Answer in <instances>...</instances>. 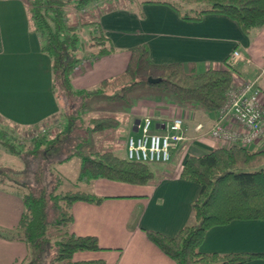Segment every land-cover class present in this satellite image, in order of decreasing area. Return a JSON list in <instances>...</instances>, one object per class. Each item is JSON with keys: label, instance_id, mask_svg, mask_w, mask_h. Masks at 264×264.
<instances>
[{"label": "crops", "instance_id": "1", "mask_svg": "<svg viewBox=\"0 0 264 264\" xmlns=\"http://www.w3.org/2000/svg\"><path fill=\"white\" fill-rule=\"evenodd\" d=\"M124 1L121 7L88 19L95 31L89 33L87 43L91 35H102L106 39L105 47L112 51L97 56V47L87 48V43L81 41L80 61L71 75L74 89H94L100 81L122 74L131 50L140 45L148 48L152 64L177 63L186 74L224 69L227 58L238 50L243 59L236 63L234 85L257 80L260 95L256 106L264 116V27L247 35L223 15L208 14L198 21H187L164 3ZM131 90L138 94L127 100L128 108L111 111L119 123V117L126 116V135L115 140L124 156L126 138L136 133L135 123L145 116L151 117L155 124L181 117L190 137L195 136L193 131L197 124H202L207 132L216 121V112H206L198 104L181 103L158 88L140 85ZM92 111L108 112L101 108ZM58 112L50 61L41 52V42L31 28L25 3L0 0V118L17 127H35ZM226 125L231 126L232 122ZM233 125V130L239 129ZM205 137L181 146L169 163L161 164L154 180L147 185L104 179L83 181L86 188L81 191L105 199L101 205L73 204L70 231L78 236H95L101 250L77 253L75 260L102 259L105 264H175L147 239L145 231L174 237L192 222L191 206L199 188L179 178L183 161L190 155L200 156L228 146ZM244 147L251 152L264 150V142ZM21 212L18 198L0 192V230L13 228ZM199 249L203 253L219 254L264 253V220H235L213 227L206 232ZM26 256L27 249L22 242L0 239V264H25ZM245 264H264V260Z\"/></svg>", "mask_w": 264, "mask_h": 264}, {"label": "trees", "instance_id": "2", "mask_svg": "<svg viewBox=\"0 0 264 264\" xmlns=\"http://www.w3.org/2000/svg\"><path fill=\"white\" fill-rule=\"evenodd\" d=\"M22 1L27 7L31 28L41 42V52L50 61L52 91L59 105V113L69 111L71 115L65 116L64 130L61 132L63 138L47 139L43 134L32 143L30 155L37 156L42 147L46 149L43 151L44 160L47 161L45 173L48 171L47 163L51 164V157L59 154L57 151L60 152L64 139L68 138L67 146L74 142L78 147L74 146L73 149L77 150L59 163L68 161L74 155L80 156L77 177L80 181L104 179L143 186L154 180L155 174L150 165L129 162L110 151L80 155L78 148L83 144L79 142V136H70L73 118H80L77 114L84 111L94 98L125 100L130 88L144 85L158 88L181 103L198 104L206 112L217 113L224 106L226 93L232 87L235 67L226 65L224 69L186 74L177 63L152 64L145 45L131 50L122 74L100 81L94 89H73L71 75L80 61L83 47L79 28L88 23H79L75 17L69 22L66 11L69 7L76 11L83 10L86 3L94 0ZM142 3L167 4L187 21H198L208 14L223 15L233 20L247 35L264 27V0H145ZM105 44L104 36L91 35L87 48L97 47L95 55L102 56L112 51ZM147 78L160 79V82L148 84ZM119 125V121L113 117L91 118L87 121L86 130L99 133L117 129ZM9 128L0 129V147L19 152L14 150L13 144L17 141H13V130ZM12 128L17 129V126ZM54 141L59 144L57 151L54 146H46ZM31 174L34 175V172ZM26 176L25 171L0 168V192L19 198L22 205L16 225L9 230H0V239L24 244L27 249L25 264H105L102 259L75 260L77 253L96 252L101 248L95 236H78L70 231L73 222L70 209L73 204L85 202L101 205L105 198L84 191L58 193L59 179L55 182L48 180L36 187L27 183ZM179 178L199 188L191 206L192 222L181 228L174 237L146 230V237L152 244L175 264H245L252 260H264V253L219 254L203 253L199 249L206 232L213 227L235 220H264V150L251 152L244 146L231 144L200 156L190 155L183 162ZM50 254L52 256L48 263Z\"/></svg>", "mask_w": 264, "mask_h": 264}, {"label": "rangeland", "instance_id": "3", "mask_svg": "<svg viewBox=\"0 0 264 264\" xmlns=\"http://www.w3.org/2000/svg\"><path fill=\"white\" fill-rule=\"evenodd\" d=\"M125 2L126 1L124 0H94V2L89 1L88 3L85 4L83 10L76 11L73 7H69V9L66 11V18L68 19L69 22L73 20V17H75L79 23L82 24L88 23V19L93 20L107 11H112L115 8L121 7V5H124ZM79 29L82 32L81 41L87 43L89 33H93L95 31L94 25L91 23L80 25ZM232 84H234V77ZM134 94L137 95L138 91L131 90L130 88L127 91L125 100H121L117 98L108 99L106 97L94 98L87 104V107L84 109V111L77 114V116L80 118H78L77 120L76 119L74 120L73 118L74 121L73 125L75 127L73 126V129L70 132V136L71 137H74L76 135L79 136L80 138L79 142H82L83 144V145H79L78 148V150H80L81 156L86 155V153L88 154L93 152L110 151L117 157L120 158L125 157L123 153V149L115 145V140L117 139V137L120 136L123 137L126 135V131H127V128L125 126L126 116L119 117L120 125L117 129L114 130L92 133L86 130V124L87 121L91 118H97V117L99 118L108 115L114 117L111 111L112 110L122 111V109L128 108L127 100L135 97ZM94 108L96 109L101 108L103 110H107L108 112L106 114L100 112L95 113L92 111ZM66 115H69V117L71 116L69 111L63 113L58 112L57 116L53 117L49 122L45 124L43 123L42 125L39 126L29 127L28 129H25L27 127H22L23 129L21 127H17V129L12 128L14 125H10L5 120L0 118V129L9 128L10 126H12L9 129L13 130L11 134L13 141L16 140L17 143L20 142L19 144H17L16 142H14L13 144L15 145V147L14 146L13 147L16 148L14 150H19V152L13 151V149H8V148L6 149L5 146L2 148L0 147V168L8 167V168L25 171L27 175L25 180L27 181V183L28 184L32 183L34 185H37L36 187H40V184H44L48 180H53L55 182L56 180L59 179L60 185L57 191L58 193H63L66 191H81L85 189L86 182L77 179L78 172L80 169V156L74 155L68 161L59 163L61 159L63 160L66 157L70 156L72 151L77 150L75 148H77L78 146L76 147V145H74L75 144L74 142L73 143L70 142V144L71 143L72 144L70 146H67L68 144H66V141L68 138L64 139L65 141H63V146L60 148V152L59 150L58 151L56 150L58 149L57 147L59 145L57 142L54 141L53 143L52 142L47 143L46 146L49 145H50L49 147L54 146L55 150L59 153L54 157H51L50 159L52 161L51 164L47 163L49 165L47 167L48 168L47 173H45L47 161L44 160L45 153L43 152L46 149L42 147V151L39 152L37 156H34V154L30 155V150L32 149V143L35 138H39L43 134L47 136V139L64 137V135L61 132H63L62 130H64ZM230 122L232 121L230 120ZM233 124L234 123L232 122V125ZM231 126L227 125L224 127L233 130ZM194 133L195 136H191L192 139L191 141H188V145H190L192 142H195L196 139H200L203 136H206L205 138L208 139L221 141L219 139H215L211 137L210 135L208 136L207 132L204 131V127L203 130L200 132H195L194 130L193 134ZM84 138L86 139L83 140ZM74 146L75 148L73 149ZM33 152L34 151H31V153ZM46 153H48V151ZM161 166H162L161 164L150 165L154 174H157L158 172L157 170H160ZM32 172H34V175L31 174ZM79 254H83V253H79ZM51 256L52 254L48 256V260H47L48 263ZM44 264H46V262H44Z\"/></svg>", "mask_w": 264, "mask_h": 264}, {"label": "built area", "instance_id": "4", "mask_svg": "<svg viewBox=\"0 0 264 264\" xmlns=\"http://www.w3.org/2000/svg\"><path fill=\"white\" fill-rule=\"evenodd\" d=\"M238 50H234L226 60V65L235 67L242 60ZM260 95L257 80L242 82L226 93V102L217 112V118L208 136L231 145L248 146L264 142V116L256 106ZM237 124L239 129L225 128L228 121ZM136 133L126 138V155L129 162L141 164H167L173 153L186 146L191 137L181 117L155 124L151 117L145 116L135 123ZM195 132L203 130L202 124L194 127Z\"/></svg>", "mask_w": 264, "mask_h": 264}, {"label": "water", "instance_id": "5", "mask_svg": "<svg viewBox=\"0 0 264 264\" xmlns=\"http://www.w3.org/2000/svg\"><path fill=\"white\" fill-rule=\"evenodd\" d=\"M159 82H160V79L147 78L148 84H158Z\"/></svg>", "mask_w": 264, "mask_h": 264}]
</instances>
